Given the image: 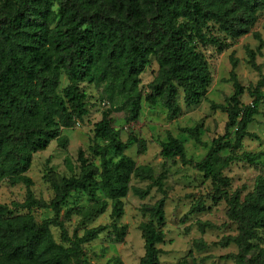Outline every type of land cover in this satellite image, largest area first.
<instances>
[{"label": "trees", "instance_id": "1", "mask_svg": "<svg viewBox=\"0 0 264 264\" xmlns=\"http://www.w3.org/2000/svg\"><path fill=\"white\" fill-rule=\"evenodd\" d=\"M261 11L264 0H0V187L4 183L26 187L23 202L0 203V264H90L85 244L108 232L122 239L126 232L117 221L131 178L154 179L151 166L138 165L128 156L116 162L108 158L111 149L122 154L136 144L143 152L145 145L132 133L124 142L117 141L112 120L104 112L94 125L96 142L89 148L99 164L80 151L79 173L59 179L45 173L53 197L48 202L36 198L27 175L33 155L51 141L61 142V130L88 113V84L101 88V98L115 111L127 108L125 121L137 120L142 102L161 104L173 119L181 110L180 91L186 107L206 98L212 74L204 49L230 46L229 40L250 31ZM153 62L157 69L145 88L141 76ZM235 67L232 62L233 95L226 98L227 106H219L227 114L225 132L212 140L194 168L211 181L212 199L228 206L227 216L237 234L226 238V244L237 245L236 262L264 264V246L259 242L264 232V180L257 177L253 190L241 197L239 191L229 193L230 179L223 174L232 160L255 163L264 159V151L220 161L221 152L241 148L263 96L259 82L253 102L242 105L244 87ZM181 132L202 145L198 126ZM160 155L187 163L183 142L171 133L160 144ZM152 183L163 192L162 176ZM134 192L144 197L149 190ZM74 193L86 195L89 204L70 207L67 202ZM108 205L112 222L84 228L81 235L70 236L58 220L62 209L66 217L78 214L89 220ZM35 207L50 208L54 215L37 221L31 213ZM164 207L163 195L146 208L148 219L139 224L144 244L140 264H160ZM201 207L199 203L191 212ZM52 227L58 228L59 241ZM111 264L122 263L114 258Z\"/></svg>", "mask_w": 264, "mask_h": 264}, {"label": "rangeland", "instance_id": "2", "mask_svg": "<svg viewBox=\"0 0 264 264\" xmlns=\"http://www.w3.org/2000/svg\"><path fill=\"white\" fill-rule=\"evenodd\" d=\"M230 46L218 50L215 46H207L204 54L209 63L212 82L206 98L197 106L186 107L182 92L178 101L181 106L179 114L170 119L167 110L161 105L154 106L142 102V108L136 121H125L127 108L115 111L106 98H101V88L93 84L86 86L88 93V113L70 128L61 130L62 141H51L48 147L33 155L27 175L32 179L33 189L37 199L48 202L53 197L47 176L59 179L79 173V152L95 164L99 158L90 151L96 141L93 137L94 125L102 119L103 113H108L116 130L117 141L124 142L130 133L142 140L145 151L138 152L133 145L122 154L113 149L108 158L112 162L128 156L138 165L152 167L154 179L162 176L163 192L153 185V180H140L134 176L130 188L123 199V214L117 221L119 226H125L126 232L122 239L115 238L112 232L103 233L97 239L84 245L86 257L90 264H111L114 258L122 264H140L144 253V244L139 230V224L148 219L146 208L152 206L163 195L165 197V224L163 226L164 242L158 244L161 250L160 264H175L185 260L188 264H239L236 262L238 247L231 242L226 244V238L237 234L236 226L227 216L228 206L224 200L212 199V185L209 179L194 168V163L200 161L208 152L212 140L225 132L227 114L219 106H227L226 98L233 95V85L229 81L232 62L236 63L235 74L244 87L240 96L242 105L253 102L255 87L262 82L260 91L263 94L258 114L248 126V134L242 141L241 148L234 152H221L220 161L226 156L240 157L243 152L264 151V11L258 14L255 25L250 31L235 39L229 40ZM252 54V55H251ZM157 69L155 62L142 74V86L152 80ZM199 127L202 145H198L186 133L184 127ZM236 128L232 129L230 141H234ZM167 133L183 142L186 149L187 163L179 158L164 159L160 155V144L167 140ZM98 144H103L98 141ZM230 179L228 191L230 194L239 191L241 197L253 190L257 177L264 180V159L249 163L243 159L232 160L223 170ZM149 186H151L149 188ZM134 189L149 190L146 196L134 192ZM26 194L24 184L0 187V203L12 205V202H23ZM88 197L82 193H74L68 199V205L84 206L89 204ZM200 203L201 209L191 212ZM111 205L105 212L84 220L78 214L64 216L62 209L59 221H62L71 236L81 235L84 228L98 225H109ZM37 221L50 218L54 212L50 208L35 207L31 210ZM55 239L59 241L58 228L52 227ZM260 244L264 246V232H261Z\"/></svg>", "mask_w": 264, "mask_h": 264}]
</instances>
